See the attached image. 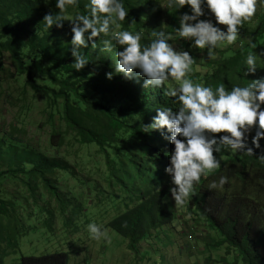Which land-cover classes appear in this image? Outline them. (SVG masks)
<instances>
[{
  "label": "trees",
  "instance_id": "1",
  "mask_svg": "<svg viewBox=\"0 0 264 264\" xmlns=\"http://www.w3.org/2000/svg\"><path fill=\"white\" fill-rule=\"evenodd\" d=\"M86 2L78 0L75 8L66 11L85 14ZM123 3L128 15L120 22L121 27L142 31L141 42L145 44L152 39L153 31L173 34L178 27V15L189 11L187 5L178 10H163L158 0H123ZM49 7L43 0H0V56L8 53L15 68L12 75L25 77L28 86L46 97L49 105L59 102L62 107L66 130L53 127L52 145L57 146L58 139L62 144L70 130L77 142L97 145L105 151L108 185L122 192L110 195L122 200L120 203L125 206L107 225L135 248L154 230L169 226L178 216L168 192L170 181L163 170L172 145L158 130L141 131L142 124L150 123L156 107L168 106L175 111L178 105L173 103L174 98L164 94L167 87L175 84L165 82L161 88H144L143 77L125 79L114 74L111 79L106 78L120 46H114L111 52L104 51L103 36L93 38L95 47L81 49L88 63L79 71L73 69L68 21L60 28L53 25L46 29L41 19ZM52 11H57L54 6ZM238 34L236 44L220 49L218 57L207 61L204 74L189 73L188 78L213 87L223 82L227 88L264 76V57H258L254 73L244 76L241 71L246 67L243 62L247 53L264 49V5L257 8L250 22L239 27ZM93 66L100 68L98 72L92 70ZM3 69L0 64V70ZM21 142L1 139L0 161L7 168L0 169V264H69L68 251L22 254L18 261L4 262L9 251L16 253L20 239L35 231L36 225L28 226L18 211L21 201L2 196V178L20 174L27 178L30 189L42 181L54 192L51 174L56 168H68L64 159ZM260 143L264 149V139ZM260 151L254 149L249 155L222 148L216 154L220 167L201 176L184 203L188 219L199 218L215 232L216 239L211 245L225 247L227 254L233 250L243 264H264V163L256 156ZM221 175L228 178L227 182L222 187L209 188Z\"/></svg>",
  "mask_w": 264,
  "mask_h": 264
},
{
  "label": "clouds",
  "instance_id": "2",
  "mask_svg": "<svg viewBox=\"0 0 264 264\" xmlns=\"http://www.w3.org/2000/svg\"><path fill=\"white\" fill-rule=\"evenodd\" d=\"M43 3L50 5L41 19L46 29L53 25L60 28L68 21L73 69L79 71L88 63L81 49L95 47L93 38L103 36L106 37L101 41L104 51L111 52L114 46H120L115 52L112 71L105 73L106 78L111 79L114 74L125 79L143 77L144 88H161L167 81L175 84L164 90L178 105L175 111L168 106L156 107L150 123L142 124L141 129L160 131L172 145L163 170L169 178L168 192L175 205L185 203L202 175L220 167L216 154L222 148L249 155L254 149H261L256 156L264 163L260 143L264 139V76L227 88L223 82L215 87L194 83L188 78L194 57L188 50L174 47L172 33L153 31L152 39L145 44L141 42L142 31L121 27L120 22L128 15L123 0H87L85 14L66 11L75 8L78 0H43ZM259 4L264 5V0H259ZM185 5L189 11L178 15L176 36L190 41L189 49L206 50V56L214 58L218 46L237 41L239 27L254 16L258 0H166L165 6L178 10ZM53 6L56 12L52 11ZM258 57H264V49L247 53L243 62L246 67L241 70L244 76L256 71ZM249 133H252L251 146ZM227 179L221 175L209 188L222 187ZM85 230L93 241L110 242L102 224L89 222Z\"/></svg>",
  "mask_w": 264,
  "mask_h": 264
},
{
  "label": "rangeland",
  "instance_id": "3",
  "mask_svg": "<svg viewBox=\"0 0 264 264\" xmlns=\"http://www.w3.org/2000/svg\"><path fill=\"white\" fill-rule=\"evenodd\" d=\"M158 1L163 10L167 9L166 0ZM259 6L258 0L257 8ZM239 37L240 34L233 44L239 41ZM172 42L174 47L184 48L193 55L190 73L202 75L206 72V63L211 59L206 56V50L189 49L190 41L179 38L175 31ZM226 47L221 45L214 49L215 57L220 55V49ZM0 64L4 68L0 70V145L2 138L17 139L24 145L37 147L45 154L68 162L67 169L56 168L51 174L56 187L54 192L42 181L30 189L26 184L27 178L20 174L2 178V196L21 201L18 211L28 226L36 225L35 231L20 239L16 253L9 251L4 258L5 263L20 260L22 254L68 251L69 264H243L233 250L227 254L225 247L211 245L216 239L215 232L199 218L188 219L184 204L175 205L172 198L177 218L131 248L123 236L107 225L125 206L120 203L122 200L110 195L122 192L108 185L105 151L97 145L77 142L70 130L62 144L58 139V145H52L50 135L53 127L66 130L59 102L49 105L46 97L28 86L25 77L12 75L15 68L8 53L0 56ZM99 69L98 66L92 67L94 72ZM167 83L174 84L171 81ZM1 168H7L3 160L0 161ZM92 183L99 186L91 187ZM199 183L200 180L193 187ZM89 222L102 224L108 231L110 242L91 240L85 230Z\"/></svg>",
  "mask_w": 264,
  "mask_h": 264
}]
</instances>
